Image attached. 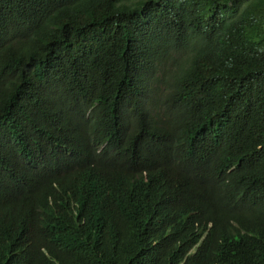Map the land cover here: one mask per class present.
I'll return each instance as SVG.
<instances>
[{
  "label": "trees",
  "instance_id": "obj_1",
  "mask_svg": "<svg viewBox=\"0 0 264 264\" xmlns=\"http://www.w3.org/2000/svg\"><path fill=\"white\" fill-rule=\"evenodd\" d=\"M0 264H264V0H0Z\"/></svg>",
  "mask_w": 264,
  "mask_h": 264
},
{
  "label": "clouds",
  "instance_id": "obj_2",
  "mask_svg": "<svg viewBox=\"0 0 264 264\" xmlns=\"http://www.w3.org/2000/svg\"><path fill=\"white\" fill-rule=\"evenodd\" d=\"M124 107L127 106L124 105ZM62 137L69 142L65 157L54 153L49 146L34 150H20L16 153V169L19 172H27L34 166L40 165L46 169L70 173L80 178L96 179L92 174L99 177L103 172L101 165L106 160L101 157V148L94 145L91 139L81 136L83 151L74 143L73 135Z\"/></svg>",
  "mask_w": 264,
  "mask_h": 264
},
{
  "label": "bare ground",
  "instance_id": "obj_3",
  "mask_svg": "<svg viewBox=\"0 0 264 264\" xmlns=\"http://www.w3.org/2000/svg\"><path fill=\"white\" fill-rule=\"evenodd\" d=\"M30 197H31V196H30ZM34 197H35V196H34ZM35 199H36V198H35ZM35 199H34V200H35ZM26 202H27V201H26ZM32 202H33V201H32ZM32 202H31V203H32ZM34 202H35V201H34ZM31 203L29 202V204L32 206ZM36 203H37V201H36ZM36 203H35V204H36ZM233 203H234V202H233ZM27 204H28V203H27ZM38 204H39V203H38ZM24 206H25V205H24ZM27 208H28V207H27ZM31 209H32V208H31ZM26 210H27V209H26ZM29 210H30V209H29ZM29 210H28V211H29ZM36 211H37V210H36ZM30 212H31V211H30ZM26 213H27V212H26ZM34 213H35V212H34ZM24 215H25V214H24ZM30 215H32V214H30Z\"/></svg>",
  "mask_w": 264,
  "mask_h": 264
}]
</instances>
